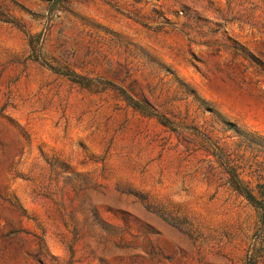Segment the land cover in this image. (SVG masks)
I'll use <instances>...</instances> for the list:
<instances>
[{
  "label": "rangeland",
  "instance_id": "rangeland-1",
  "mask_svg": "<svg viewBox=\"0 0 264 264\" xmlns=\"http://www.w3.org/2000/svg\"><path fill=\"white\" fill-rule=\"evenodd\" d=\"M0 264H264V0H0Z\"/></svg>",
  "mask_w": 264,
  "mask_h": 264
},
{
  "label": "trees",
  "instance_id": "trees-1",
  "mask_svg": "<svg viewBox=\"0 0 264 264\" xmlns=\"http://www.w3.org/2000/svg\"><path fill=\"white\" fill-rule=\"evenodd\" d=\"M246 195H249V194H246Z\"/></svg>",
  "mask_w": 264,
  "mask_h": 264
}]
</instances>
